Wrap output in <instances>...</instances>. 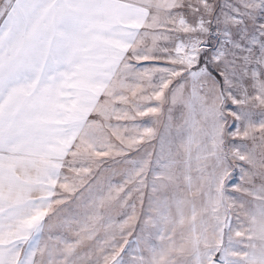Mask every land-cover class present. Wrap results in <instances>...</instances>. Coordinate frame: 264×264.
<instances>
[{"label":"snow or ice","instance_id":"snow-or-ice-1","mask_svg":"<svg viewBox=\"0 0 264 264\" xmlns=\"http://www.w3.org/2000/svg\"><path fill=\"white\" fill-rule=\"evenodd\" d=\"M0 264H264V0H0Z\"/></svg>","mask_w":264,"mask_h":264}]
</instances>
